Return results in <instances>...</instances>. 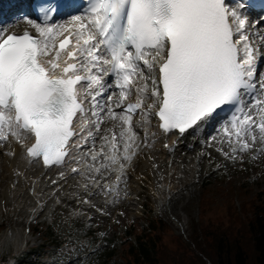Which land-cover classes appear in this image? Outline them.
Instances as JSON below:
<instances>
[{"label":"snow or ice","instance_id":"snow-or-ice-1","mask_svg":"<svg viewBox=\"0 0 264 264\" xmlns=\"http://www.w3.org/2000/svg\"><path fill=\"white\" fill-rule=\"evenodd\" d=\"M247 2L86 0V8L66 22L48 23L55 9L41 0V22L26 18L35 34L0 30V141L32 139L30 160L64 166L66 157L73 159L72 149L82 146L73 137L94 142L107 109L106 116L127 126L120 136L132 141L123 149V159L130 161L137 112L157 117L164 133L182 136L227 108L231 119L224 134L235 145L233 153L257 143L264 151V71L257 75L264 31L253 30ZM58 37L64 38L57 44ZM109 89H118L106 101L116 95L119 113L97 99ZM133 92L135 102L125 103ZM89 113L92 128L81 136L73 121L87 126ZM115 140L114 133L112 163Z\"/></svg>","mask_w":264,"mask_h":264},{"label":"bare ground","instance_id":"bare-ground-1","mask_svg":"<svg viewBox=\"0 0 264 264\" xmlns=\"http://www.w3.org/2000/svg\"><path fill=\"white\" fill-rule=\"evenodd\" d=\"M254 8V3L248 1L245 4L244 10L249 21L253 25V30H255V28L256 30H259L257 29L259 27L258 21H260L262 17H257L255 11L252 10ZM21 9L23 10L21 0H0V30H5L6 32L8 30H20L24 27H28L35 32V29H33L32 26L26 22V18H24L23 15L16 16L24 14L21 12ZM74 14L78 13L74 12L72 15ZM72 15H70V17ZM68 19L69 17L66 18V20H60L58 18L54 21V23L56 21L58 23H64ZM260 31H264V27L260 29ZM65 35H67V33H65ZM61 38L64 37L57 38V44ZM71 39L73 46L74 37ZM252 39L254 42L259 43L255 37H252ZM261 61L258 64L257 72L261 67ZM114 90H117L115 92H118V89ZM111 92L112 89H109L103 96L97 98L101 105V101L106 100L103 99V97H107ZM82 95H84L83 92ZM117 98L118 97L114 95L112 98L113 100L110 102V106L114 111H116L114 102ZM128 100L135 101L136 94L133 92L129 95ZM84 102L87 107H89V100L86 99ZM88 115L90 119L87 121V126H85L84 122L76 124L78 129H85L82 136L86 135L89 128H92V120L95 119L94 117H91V113ZM101 116H104V121L100 124L99 132L95 134V140L104 141V143H100L95 146V140L94 142L90 140L89 143H85V148H73L70 154L73 159L68 160V158H66L69 163L67 164V168L61 171H57L54 167L43 168L39 162L28 159L24 155L23 150L24 145L29 141V139H23V143H18L14 138L9 136L7 142H0V150L2 151L0 153V182L2 184L0 187V197L2 200L5 198L12 200L14 204L13 216L15 221L21 224L24 219V217L20 216L21 213L28 218H33V216L40 214L47 207L48 204L46 201L51 196H54L57 200L66 202L67 205H73V200L78 197H82V199H90V195L87 191L92 189V184L96 181L97 175L93 174L95 173L94 170L92 169L87 172V175L83 178L85 180H77L80 176H72L70 174V170L75 165L83 167L85 164L88 170V168L92 167L94 164L98 165L100 163L104 164V169H114V179L106 180V182L103 183V189L106 184H114L115 187L116 183H118L115 179L116 176L120 179L119 181L123 182L126 180V176L123 175V171L126 170L131 176L132 183L135 185L131 194L134 193L136 197L139 196L141 192L140 187L144 184L142 180V177L144 176L142 175V171H149L153 179V182L149 186V190H151V193H159L167 196L169 198V203L167 202L169 204L168 211L171 212V214L176 215L178 210L177 208L180 205L186 207L184 204L188 197L187 194L188 192L190 193V187L192 186V183H194V179L199 175L201 167L210 165L214 161V159H212L214 158L213 154L216 150L214 146L219 145L220 147H223L222 151L218 149L219 154L225 157L229 155L228 146H224V141L222 140L220 134L216 131L212 133V148L207 149L206 142H201V139H205L215 127V119L204 125V127L199 128L194 134L191 130H189L182 136L174 133L165 136L158 130V123L154 116L146 119L140 115L139 112H137L131 120L132 131L135 133V142L132 144V149H130L128 153V155L131 156V160H124V145L125 143H132V141L128 139L127 135L125 137L120 136V133L124 131L127 126L123 125L119 120H113L106 116V111L101 112ZM134 122H136V124H134ZM114 133L116 134L115 143L117 146V153L115 156L117 158V163H112L109 159L113 155L110 153L109 149L112 146L110 141L112 140ZM105 136L108 138L107 141L104 139ZM101 137L103 138L101 139ZM76 141L78 144L84 143L79 138ZM186 141L188 143L187 145H184ZM191 143H194L193 151H190L187 147ZM105 144H107V149H103ZM3 145L5 148L2 147ZM230 146L233 151V147L235 145L230 143ZM11 151H13V155H11ZM143 151L146 152L144 159L141 157L143 159L144 166L141 171L138 172L135 169L138 162L141 161L140 155ZM238 151L239 149L237 152ZM255 151H258V148ZM94 154H99L98 158L95 160L92 158ZM222 163L217 166L216 170L224 167ZM87 164H89V166H87ZM121 165H123L122 170ZM15 173L17 174L16 176H14ZM101 174L99 175L103 176ZM157 181H160L159 183H161V185ZM113 191L114 188L110 193ZM91 198L94 199L93 203L86 205V202L81 200L77 206L79 208H89L91 210L103 208V212L97 214L96 218L100 216L106 218L111 214L114 208L110 206V204L107 205L104 201L100 200V194L97 193V191ZM174 202L175 205L173 206ZM121 204L130 205V201H120L117 205L119 206ZM14 232L16 234L18 230H14Z\"/></svg>","mask_w":264,"mask_h":264},{"label":"rangeland","instance_id":"rangeland-1","mask_svg":"<svg viewBox=\"0 0 264 264\" xmlns=\"http://www.w3.org/2000/svg\"><path fill=\"white\" fill-rule=\"evenodd\" d=\"M255 13L258 18L262 17L260 21H258L259 27L257 29L260 30L263 28L261 22H264V12L255 11ZM68 17L70 18V16ZM3 31L5 32V30ZM261 71H264V60L261 61L258 75ZM115 91L117 90L112 89V92ZM113 97L114 95L112 98ZM103 99H106V97H103ZM101 103L102 105L105 103L111 104L106 100L101 101ZM105 111H107V109H105ZM214 131L220 134L225 143L224 146H228L229 155L225 157L219 154L218 149L222 151L223 147L219 145L214 146L216 149L213 154L214 158H212L214 159V163L212 162L210 165L201 167L199 175L194 179V183H192L190 187V193L188 192L187 194L188 197L184 204L186 207L184 206V208L180 205L177 208V216L168 211L169 198L167 196L159 193H151V190H149V186L153 182L149 171H142V175H144L142 177L144 184L140 187L141 192L138 197H136L134 193L131 194L135 185L132 183L131 176L126 170L123 171V175L126 176L127 179L123 182L118 181L120 179L116 176L115 179L118 181L115 185L116 189L108 195L103 189V183L106 182V180L114 179V169H104L103 163L98 165L94 164L92 167L88 168V171L93 169L95 172L93 174L97 175L96 182L92 184V189L87 191L90 195V199L78 197L73 200V205H67L66 202L57 200L54 196H51L48 198L49 200L47 199L46 201L48 205L44 211L33 216V218L25 217V215L21 213L20 216L24 217L21 224L15 221L13 216L14 204L12 200L5 198L4 201L0 197V256L4 257L11 254L18 255L27 244H30L29 242L39 243L41 237L36 233V230L54 221L66 228L72 226L75 229L76 227L74 226L76 225L77 229L72 231L64 245L55 249L49 264H102L104 259L103 254L108 251H115L114 258L110 260L108 264H121L122 249L125 243L124 237L134 244L136 242L134 235L142 229H145L149 216L161 217L169 224L172 231L181 233L185 236L189 235L192 232L193 221L200 220L199 214L203 199L210 200L213 202V205L216 206L228 204L230 200H232L234 204H239L244 198V195L251 196L257 194L261 189H264V151H261V145L257 143L253 148L247 151L233 153L232 147L225 137L224 130L218 131L214 127L204 139L207 144V149L213 147L212 133ZM102 138L103 137H101V139ZM100 143L103 144L104 141L95 140V146ZM2 147L5 148L4 145ZM257 148L258 151H255ZM103 149H107V144L103 146ZM1 152L0 150V153ZM145 156L146 152L143 151L140 155L141 161L138 162L135 169L136 171L140 172L143 168V159ZM141 157H143V159ZM221 163L224 167L216 170L217 166ZM87 166H89V164H87ZM97 169H99L100 172L97 171ZM16 175L15 173L14 176ZM157 182L159 183L160 181ZM159 184L161 185V183ZM1 186L2 184L0 182V187ZM96 191L100 194V200L104 201L107 205L110 204V206L114 208L111 214L106 218L102 216L96 218L97 214L103 212V208L91 210L89 208L83 209L77 206L81 200H84L86 205L93 203L94 199L91 197ZM120 201H130V205L121 204L122 206H118L117 204ZM174 205L175 202L173 206ZM93 228L99 230L96 235L89 234L88 232ZM14 230H18V232L15 234ZM130 231H132L131 236L127 237ZM12 263L13 260H10L9 264Z\"/></svg>","mask_w":264,"mask_h":264},{"label":"trees","instance_id":"trees-1","mask_svg":"<svg viewBox=\"0 0 264 264\" xmlns=\"http://www.w3.org/2000/svg\"><path fill=\"white\" fill-rule=\"evenodd\" d=\"M199 217L185 236L172 231L161 217L149 216L145 229L134 233V244L124 237L121 264H264V189L244 195L239 204L230 200L216 206L203 199ZM74 227L50 222L36 230L39 243L29 242L18 256H0V264H9L13 257L12 264H49L55 249L77 229ZM98 231L88 232L96 235ZM114 255L115 251L104 253L102 264H108Z\"/></svg>","mask_w":264,"mask_h":264}]
</instances>
